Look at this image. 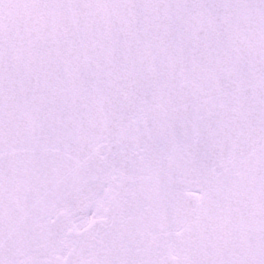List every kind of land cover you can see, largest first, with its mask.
I'll return each mask as SVG.
<instances>
[{
	"label": "snow or ice",
	"instance_id": "snow-or-ice-1",
	"mask_svg": "<svg viewBox=\"0 0 264 264\" xmlns=\"http://www.w3.org/2000/svg\"><path fill=\"white\" fill-rule=\"evenodd\" d=\"M0 264H264V0H0Z\"/></svg>",
	"mask_w": 264,
	"mask_h": 264
}]
</instances>
